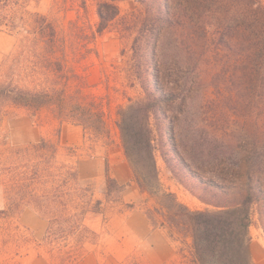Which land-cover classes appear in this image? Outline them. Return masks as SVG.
<instances>
[{
    "label": "trees",
    "instance_id": "1",
    "mask_svg": "<svg viewBox=\"0 0 264 264\" xmlns=\"http://www.w3.org/2000/svg\"><path fill=\"white\" fill-rule=\"evenodd\" d=\"M122 1L126 0L99 1L97 33L118 19ZM133 1L143 8L144 18L133 40L129 71L144 98H129V104L121 105L116 123L133 179L140 193L155 201L144 207V213L154 229H165L178 244L187 264H253L249 233L253 205L264 229V2ZM33 16V49H22L11 59L9 80L0 83V108H54L59 119L109 139L107 111L85 90L86 78L70 65L66 51L56 48L57 25L41 13ZM204 72L210 74L209 83L226 102V110L244 119L246 144L252 146L245 183L240 176L245 149L236 147V135L229 145L225 137L213 143L207 131L210 117L198 133L187 124L191 138L189 132L177 131L180 118L173 105L183 112L194 76L199 80ZM187 138L191 143L184 141ZM37 147L49 155L7 168L9 177L1 181L7 209L17 213L30 207L47 220L42 240L49 254L71 264L88 251L89 244L97 243L99 233L87 218L101 213L104 202L82 180L76 165L52 166L58 154L56 142L42 138ZM158 148L174 177L206 208L194 209L163 187ZM105 178L106 200L120 201L128 184L111 174L108 156ZM128 205L134 208V203Z\"/></svg>",
    "mask_w": 264,
    "mask_h": 264
},
{
    "label": "rangeland",
    "instance_id": "2",
    "mask_svg": "<svg viewBox=\"0 0 264 264\" xmlns=\"http://www.w3.org/2000/svg\"><path fill=\"white\" fill-rule=\"evenodd\" d=\"M99 1L0 0V83L9 80L6 72L11 59L22 49H33L34 13L46 15L60 31V41L56 48L64 49L70 65L75 66L85 76V90L96 96L97 101L103 105L108 113L111 129L108 139L104 135L85 132L67 119H59L54 108L46 107L39 111L10 105L0 108V210L7 211L0 213V264H67L51 256L42 240L47 220L30 207H25L17 213L8 212V200L1 183L2 179L9 177V166L36 162L44 157L45 153L49 155L47 150H39L37 147L42 138L58 144L57 158L52 166L76 165L82 180L90 183L95 197L104 202L101 213L90 214L87 218V223L99 233L97 243L89 244L88 251L71 264H161L165 253H171L173 257L169 263L164 264H187L185 257L178 251V244L163 228L161 229L165 234H162V237L165 241L158 249H154L147 237L139 243L128 238L130 232L126 223L130 212L135 208L144 211V207L155 203L146 194L142 195L137 185L127 183V197L131 201L123 203L106 200L104 159L108 155L111 156L114 175H123L124 168L120 160L128 161L116 123L119 118L117 110L121 105L129 104V98L133 101L144 98L141 86L130 77L129 71L133 40L144 18V10L136 1L120 2V16L100 34L96 32ZM39 48L42 49V45H37L36 49ZM209 75L204 72L199 80L194 76L195 81L190 84L191 90L184 96L182 113H179L177 104L173 105V111L180 118L177 131L184 135L189 132L191 138L192 130L187 124H193L198 133L199 129L206 125L205 119L210 117L207 131L210 132L213 143L216 140L221 143L220 138L225 137V143L229 145L230 137L236 135L239 139L234 140L236 147L245 149L242 150L244 152L240 172L241 180L245 183L248 179L246 157L252 146L251 142L246 144L244 119L238 118L230 109L226 110L227 104L220 101L218 93L210 85ZM212 99L214 101L210 103L209 100ZM184 141L190 140L187 138ZM239 155L238 151L235 159ZM156 161L164 188L174 191L180 200L194 209L206 208L205 204L174 177L159 148L156 151ZM128 165L131 168L129 161ZM132 203L134 208L128 205ZM249 233L251 243L258 245L257 261L264 260V229L255 205L252 207ZM257 261L252 259L253 264H257Z\"/></svg>",
    "mask_w": 264,
    "mask_h": 264
},
{
    "label": "crops",
    "instance_id": "3",
    "mask_svg": "<svg viewBox=\"0 0 264 264\" xmlns=\"http://www.w3.org/2000/svg\"><path fill=\"white\" fill-rule=\"evenodd\" d=\"M68 122H70V121H68ZM76 127L81 128V130L85 131L82 126L76 125ZM108 158H109L110 167H111V174H112V169H113L112 164L113 163H112L110 155H108ZM97 162H99V160ZM120 164L124 168L123 175H119V174H115V175L112 174V175L115 176V178L120 183L132 182L136 186L137 184L135 183V181L133 179V172H132V169L128 165V161L122 159V160H120ZM82 168L83 167H80V169H82ZM92 172L95 173V171H92ZM128 186H129V184H128ZM139 192H140V190H139ZM127 196L128 195H127V188H126L121 193L120 201H122L123 203L131 201L130 199H128ZM47 225H48V223H47ZM126 226L128 227L129 232H130V237H128V238L135 241L136 243L143 241L147 237V239L151 240V243L154 245V249H158V248L162 247V243L165 241V240L163 241V237H162V234H165L164 233L165 229L164 230L161 228L154 229L152 227L149 219L145 215L144 211L141 210L140 208H135L130 212ZM161 239H162V241H161ZM256 246H258V245L255 242H252L250 244V255H251L252 259L257 261ZM172 257L173 256L171 255V253H165V257L161 258V264L169 263L171 261ZM257 264H264V260L259 261V259H258Z\"/></svg>",
    "mask_w": 264,
    "mask_h": 264
}]
</instances>
